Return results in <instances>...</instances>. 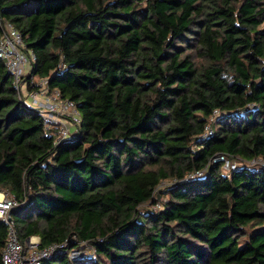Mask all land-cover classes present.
I'll return each instance as SVG.
<instances>
[{
    "label": "trees",
    "instance_id": "16d2710c",
    "mask_svg": "<svg viewBox=\"0 0 264 264\" xmlns=\"http://www.w3.org/2000/svg\"><path fill=\"white\" fill-rule=\"evenodd\" d=\"M0 17L34 55L25 81L80 116L53 146L0 60V191L21 204L18 240L89 248L41 264H264V168L181 182L214 154L264 162V0H0ZM156 192L159 209L139 210Z\"/></svg>",
    "mask_w": 264,
    "mask_h": 264
},
{
    "label": "built area",
    "instance_id": "2783aa9c",
    "mask_svg": "<svg viewBox=\"0 0 264 264\" xmlns=\"http://www.w3.org/2000/svg\"><path fill=\"white\" fill-rule=\"evenodd\" d=\"M0 60L3 63L5 71L11 77L18 100L38 115L42 122L44 134L54 136L52 145L55 146L72 137L76 133L80 123V116L76 105L68 99L61 98L57 90L49 88L46 79H41L37 85L33 83L32 76L29 77L28 81H25L26 76L30 72L31 64L34 61V55L25 49L18 31L6 19L1 17ZM60 67L61 65L57 66V68ZM22 95H24L25 99H23ZM237 113L241 114V111ZM220 115L221 113L217 110L211 112L208 122L198 137L200 140H204L212 135L211 124ZM210 165H219L224 174L234 172L241 167L248 169L264 168V162L260 159L241 161L226 154H214L202 169L188 174L181 182L201 177ZM170 184V182H161L158 188ZM20 206L21 204L11 195L0 191V222L3 223L6 229L4 243L0 252V264H41L43 260L60 252H65L67 258L70 260L81 259L86 255L76 250L77 247L72 249L66 248L69 242H75L74 236L43 248L38 247V238L36 237H29L20 243L9 218L10 212ZM152 208L159 209V205L154 204ZM75 243L84 244L83 242Z\"/></svg>",
    "mask_w": 264,
    "mask_h": 264
},
{
    "label": "rangeland",
    "instance_id": "374dc122",
    "mask_svg": "<svg viewBox=\"0 0 264 264\" xmlns=\"http://www.w3.org/2000/svg\"><path fill=\"white\" fill-rule=\"evenodd\" d=\"M41 79L42 78H39L37 76H32V81H33V83L35 85H37L41 81ZM22 96H23V99H25L24 95H22ZM25 104H26V102H25ZM216 126H217V123L215 122L213 124V127H216ZM156 197H157L156 204H158L159 207H160V203L163 202V201H165L166 198H165V196H162V195L157 194V192H156ZM140 209L155 210L156 208H152V206L150 204H146V205H144L142 207H139V210ZM75 242H78V241L75 239ZM77 245L78 246H77L76 250H79V252L82 253V254H89V248H87L85 244H81L80 243V244H77Z\"/></svg>",
    "mask_w": 264,
    "mask_h": 264
}]
</instances>
